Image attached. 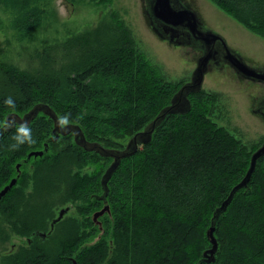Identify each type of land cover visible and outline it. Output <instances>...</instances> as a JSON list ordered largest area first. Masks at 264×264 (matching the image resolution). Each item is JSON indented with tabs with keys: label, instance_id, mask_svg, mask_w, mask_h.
Segmentation results:
<instances>
[{
	"label": "trees",
	"instance_id": "16d2710c",
	"mask_svg": "<svg viewBox=\"0 0 264 264\" xmlns=\"http://www.w3.org/2000/svg\"><path fill=\"white\" fill-rule=\"evenodd\" d=\"M37 1L41 0H0L5 8L16 11L10 26L21 40L31 37L42 25L45 11L34 5ZM211 1L264 39V0ZM115 22L111 36L97 28L66 41L68 59L58 68L49 47L36 53L40 68L35 74L0 61V120L9 115L4 105L8 97L16 102L15 114L44 104L56 116L71 113L72 124L80 128L86 140L107 149H123L119 140L143 130L169 104L184 80H169L139 49L124 21L116 18ZM221 95L204 89L190 94L188 113L167 115L148 144L120 161L107 183L106 202L111 212L100 217L101 234L89 214L101 205L92 194L102 191V168L99 166L93 175L84 174L88 177L78 175V179L71 178V172L93 162L101 165L102 159L111 161L110 157L85 151L68 136L70 143L65 142L56 154L45 151L41 157L27 159L29 152L37 151L47 141L56 144L52 137L47 140L53 121L42 113L29 122L34 145L8 152L11 130L0 136V185L16 173V162L23 160L21 167L37 162L33 176L37 191L48 196L63 188L62 197L85 218L66 223L60 220L46 235L52 244H39L36 239V245L23 250L21 261L264 264V157L257 161L248 187L235 193L215 223V261L200 263L203 252L211 247L206 231L212 214L245 176L250 156L258 146L248 147L213 121ZM81 115L83 119H78ZM21 177L18 187L26 181ZM18 187L10 191L16 199L12 209L24 205V213L18 218L21 226L28 232L44 229L49 206L24 204L23 190H15ZM9 196L6 194L0 202Z\"/></svg>",
	"mask_w": 264,
	"mask_h": 264
},
{
	"label": "rangeland",
	"instance_id": "374dc122",
	"mask_svg": "<svg viewBox=\"0 0 264 264\" xmlns=\"http://www.w3.org/2000/svg\"><path fill=\"white\" fill-rule=\"evenodd\" d=\"M184 1L196 12L200 22L219 34L226 45L237 52L246 63L264 68L263 38L232 18L211 0ZM34 5L45 11L42 25L32 32L31 37L21 40L18 32L10 26L16 11L8 7L5 8L0 3V61L32 74L37 73L40 68L39 59L36 58L37 52L49 47L51 54L56 58L55 66L58 68L68 59L64 48L66 41L93 32L97 28L106 31L108 36H111L114 32L113 28L116 26V18L124 21V24L131 30L139 49L152 64L161 68L169 80H184L183 83L189 81L196 67V60L200 56L191 48L169 44L153 32L146 14L145 0H41ZM202 89L222 94L219 97L220 100L215 104L213 121L248 147L257 144V149L264 140V116L255 109L258 107L264 112V84L241 79L233 69L225 66L208 70L204 75ZM17 115L22 117L23 113ZM52 125L53 123L47 140L52 137ZM130 138H122L119 142L125 147ZM70 139L72 140L71 136ZM70 139L69 137L66 139L60 137L57 144L47 141L36 150L40 149L43 153L46 151L44 154L48 155L56 154L58 148H61L65 142L70 143ZM111 161L102 159L101 165L93 162L92 165L87 164L90 166L87 168L86 165L82 166L85 168H74L71 178L88 177L84 174L93 175L99 170V166L102 168L101 178ZM21 163L23 160L14 164L16 173L8 177L0 185V188L9 183L12 178L18 179L22 174L26 181H21L19 187L16 181L13 187H18L15 190H23L24 204H36L39 207L49 206L45 228L28 232L29 230L21 226V221L18 218L24 213V205L21 208H18L17 205L13 206L15 211H12V205L16 199L11 194L13 192L9 190L10 196L0 202V264H24L20 256L24 254L23 250H30L33 244L36 245V239L39 244L42 242L46 245L52 244L48 242V236H46L50 221L57 216L61 208H70L71 206L70 200H65L62 197L63 188H61L62 191L57 189L48 196L37 191V184L33 177L35 167L38 166L37 162L28 163L22 167ZM17 164H20L19 170L16 169ZM101 192H94L92 198L95 199V195L101 194ZM108 206L110 209L109 204ZM100 207L102 208L103 205L95 210H99ZM94 211L89 214L90 220ZM82 216L84 215L73 207L64 215L62 222L78 218L85 219ZM85 225L86 229L91 227L88 221L85 222ZM61 226L60 224L57 227V232ZM43 233L46 235L43 236Z\"/></svg>",
	"mask_w": 264,
	"mask_h": 264
},
{
	"label": "water",
	"instance_id": "95a60500",
	"mask_svg": "<svg viewBox=\"0 0 264 264\" xmlns=\"http://www.w3.org/2000/svg\"><path fill=\"white\" fill-rule=\"evenodd\" d=\"M146 14L150 20V26L153 32L162 40L175 46L188 47L192 50L201 51L196 60V67L191 75V79L184 83L179 90H177L170 99L167 106L163 107L157 116L148 123L143 130L135 133L127 142L123 149H107L96 142H90L85 139L82 131L77 125L72 124V127L66 133H60L56 129V114L47 105L38 104L30 111L22 115V117L14 114L17 121L26 120L30 122L39 113L49 117L53 121V141L58 139L59 134L67 135L73 134V141L85 151H94L104 157L112 158V162L103 173L100 184L102 187V194L99 199L104 202V206L92 214V221L103 232L102 224L99 218L104 213H109L110 209L106 202L108 194V181L113 173L117 170L120 161L123 158L133 156L141 146L150 142L152 133L155 128L164 120L167 115H183L190 111L191 102L189 95L198 93L202 90L204 75L208 72L210 64L215 68L229 66L234 70V73L241 79L249 80L251 82L264 84V68L253 66L246 63V61L234 50L230 49L223 38L215 33L213 30L204 26L195 11L189 8L181 0H145ZM264 116V112L258 107L256 108ZM9 118V115L7 116ZM42 150L31 151L27 155V159L31 157H41ZM264 157V140L262 144L251 154L249 167L245 176L239 183L232 187L228 196L217 207L211 217L210 226L206 231V237L211 244V247L205 250L202 254L201 262L212 263L215 261V253L217 251L218 243L214 237L215 223L219 216L224 213L231 203L235 193L242 188H247L251 176L255 170L257 161ZM20 164H17L16 169L19 170ZM17 179L12 178L10 182L0 190V199L5 196L8 191L15 185ZM70 210V208H62L56 218L51 221L49 234L56 223L62 220L63 216ZM43 236L46 234L43 233ZM100 238V235L95 238V242ZM72 264H76L72 260Z\"/></svg>",
	"mask_w": 264,
	"mask_h": 264
},
{
	"label": "clouds",
	"instance_id": "9594fccd",
	"mask_svg": "<svg viewBox=\"0 0 264 264\" xmlns=\"http://www.w3.org/2000/svg\"><path fill=\"white\" fill-rule=\"evenodd\" d=\"M4 105L8 110L9 118L0 120V136L9 130L12 132L10 136L11 143L8 144L6 150L8 152H15L22 146L34 145L36 140L33 137L29 122L26 120L17 121L15 119L14 114L17 108L16 102L11 97H8L4 100ZM78 119H83V115L79 116ZM72 123L71 113L58 115L56 118V129L60 133H66L72 127Z\"/></svg>",
	"mask_w": 264,
	"mask_h": 264
},
{
	"label": "flooded vegetation",
	"instance_id": "af4514ba",
	"mask_svg": "<svg viewBox=\"0 0 264 264\" xmlns=\"http://www.w3.org/2000/svg\"><path fill=\"white\" fill-rule=\"evenodd\" d=\"M181 1H182L184 4H186V2H185L184 0H181ZM186 5L188 6V4H186ZM188 7H189V6H188ZM189 8H190V7H189ZM166 42H167V41H166ZM195 51H196L197 53H199V55H202V52H201V51H197V50H195ZM223 67H225V66H223ZM228 67H229V66H228ZM211 68H215V67H213V65L210 64L209 67H208V69L210 70ZM221 68H222V67H221ZM255 110H256V109H255ZM52 127H53V125H52ZM51 130H52V129H51ZM51 134H52V132H51ZM68 136H71V138H72V140H73V137H74V136H73L72 133H69V135H62V134H59L58 139H60V137H64V138H66V137H68ZM52 138H53V134H52ZM58 139H57V140H58ZM57 140H56V144L58 143ZM51 142H52V141H51ZM111 160H112V158H111ZM111 162H112V161H111ZM85 167L87 168V167H90V166H85ZM85 167H82V168H85ZM80 169H81V168H80ZM6 184H8V183H6ZM6 184L3 185L2 188H3L4 186H6ZM2 188H0V190H1ZM101 194H102V192H101ZM101 194L95 195V199L99 200V201L101 202V205L104 206V205H105L104 202H103L102 200L99 199V197H100ZM70 208H71V210H72V208H73L72 204H71ZM61 209H62V208H61ZM61 209H60V210H61ZM100 209H101V207H100ZM100 209H99V210H100ZM60 210H59V211H60ZM59 211H58V212H59ZM95 211H98V210H95ZM95 211H94V212H95ZM94 212H93V213H94ZM105 214L110 216V211H109V213H107V212L104 213V215H105ZM57 215H58V213H57ZM56 217H57V216H56ZM56 217H55V218H56ZM63 217H64V216H63ZM101 217H103V215H102ZM53 219H54V218H53ZM53 219H52V220H53ZM62 219H63V218H62ZM52 220H51V221H52ZM51 221H50V224H51ZM91 221H92V215H91ZM99 221L101 222L102 220H100V218H99ZM92 223L95 224L93 221H92ZM50 224H49V229H50ZM56 224H57V223H56ZM56 224H55V225H56ZM86 225H88V223H86ZM95 226H97V225L95 224ZM97 227H98V226H97Z\"/></svg>",
	"mask_w": 264,
	"mask_h": 264
},
{
	"label": "bare ground",
	"instance_id": "6f19581e",
	"mask_svg": "<svg viewBox=\"0 0 264 264\" xmlns=\"http://www.w3.org/2000/svg\"><path fill=\"white\" fill-rule=\"evenodd\" d=\"M24 159V158H23ZM29 161V160H28ZM18 163V162H17ZM24 163V162H23ZM5 185V184H4ZM12 191V190H11ZM9 194V193H8ZM12 194V193H11ZM12 196V195H11ZM111 212V211H110ZM104 215V214H103Z\"/></svg>",
	"mask_w": 264,
	"mask_h": 264
}]
</instances>
